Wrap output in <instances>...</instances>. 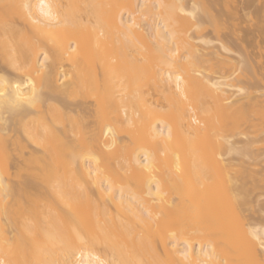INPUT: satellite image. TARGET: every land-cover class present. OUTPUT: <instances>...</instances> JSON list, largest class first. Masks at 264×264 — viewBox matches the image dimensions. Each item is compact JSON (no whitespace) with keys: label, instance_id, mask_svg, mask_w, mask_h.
I'll return each instance as SVG.
<instances>
[{"label":"bare ground","instance_id":"bare-ground-1","mask_svg":"<svg viewBox=\"0 0 264 264\" xmlns=\"http://www.w3.org/2000/svg\"><path fill=\"white\" fill-rule=\"evenodd\" d=\"M183 1L0 0V264H264Z\"/></svg>","mask_w":264,"mask_h":264},{"label":"rangeland","instance_id":"rangeland-1","mask_svg":"<svg viewBox=\"0 0 264 264\" xmlns=\"http://www.w3.org/2000/svg\"><path fill=\"white\" fill-rule=\"evenodd\" d=\"M195 1L197 0H184L183 3L188 9ZM198 1L204 2L203 6L201 3L199 5L207 8L204 13L201 7L200 11L203 12L198 11L195 15L196 20L194 18L201 27L198 36L210 44L207 42L208 45H204L200 42L201 40L197 39L200 37L195 36L197 31L193 28L189 35L191 34L190 37L192 36L196 47L205 54L202 63L205 75L223 74L228 76L233 84L245 90L244 93L236 94L232 98L233 105L230 107L247 110L251 116H249L251 125L243 126L240 133L233 135L230 141L237 144L238 148L248 141L252 157L247 159H241L239 156L230 157L233 158V163L244 162L241 165L245 166L242 168V172L246 173L245 178L251 175V179L246 178V182L244 181L245 184H249L246 185V189L249 190V198L246 197L249 200H247L249 208L244 213L246 223L264 227V0ZM221 45L229 49V52L223 51ZM259 95L263 99H260ZM234 99L238 100L236 104Z\"/></svg>","mask_w":264,"mask_h":264},{"label":"snow or ice","instance_id":"snow-or-ice-1","mask_svg":"<svg viewBox=\"0 0 264 264\" xmlns=\"http://www.w3.org/2000/svg\"><path fill=\"white\" fill-rule=\"evenodd\" d=\"M42 7H44V6L42 5ZM44 15L48 16L49 18H53L54 19V14L51 12V10H49L46 13H44Z\"/></svg>","mask_w":264,"mask_h":264}]
</instances>
